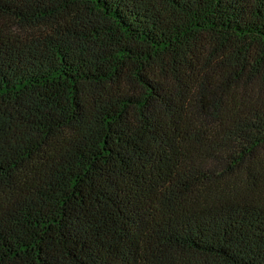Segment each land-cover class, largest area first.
Here are the masks:
<instances>
[{"label":"trees","instance_id":"trees-1","mask_svg":"<svg viewBox=\"0 0 264 264\" xmlns=\"http://www.w3.org/2000/svg\"><path fill=\"white\" fill-rule=\"evenodd\" d=\"M0 264H264V0H0Z\"/></svg>","mask_w":264,"mask_h":264}]
</instances>
